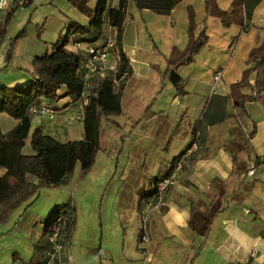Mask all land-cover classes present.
<instances>
[{
  "label": "crops",
  "instance_id": "obj_1",
  "mask_svg": "<svg viewBox=\"0 0 264 264\" xmlns=\"http://www.w3.org/2000/svg\"><path fill=\"white\" fill-rule=\"evenodd\" d=\"M24 2L6 0L0 8V26L4 24L0 85L30 79L24 68L29 69L31 57L43 51L35 28L44 39L48 26L58 35L70 19L87 21L68 0ZM229 2L217 0L225 10ZM95 3L87 0L90 8ZM39 4L55 7L60 19L52 10L35 18ZM116 5L117 0H107L108 8ZM188 5L194 12V33L204 22L207 39L191 62L176 68L180 83L175 87L163 80L165 58L171 46L181 49L186 42ZM30 6L26 34L4 61L9 38L26 20L22 16L13 23L14 13ZM242 10L243 25L223 26L217 17L205 14L203 0H179L165 13L137 10L128 2L121 49L129 71L120 84V111L110 114L109 120L99 118L98 149L84 175L78 176L75 162L64 183L40 187L0 221V264H29L40 219L52 205L65 203L73 206L74 222L60 254L62 264H264V96L253 93L243 110L227 96L228 85L247 65L248 50L264 35V0H245ZM108 32L114 30L105 13L98 39ZM85 46V42L67 44L81 53ZM216 69L221 73L213 81ZM56 95L44 101L52 108V117L30 114L29 131L38 126L61 142L82 138L83 103L65 94L63 86ZM143 113L148 115L141 117ZM16 121L0 112L2 131ZM196 132V145L187 150L173 183L140 203L143 193L136 194L138 185L146 184L144 193L149 192L154 175L172 169L171 161L190 147ZM250 161L254 167L248 174ZM144 209H148L147 239L138 244Z\"/></svg>",
  "mask_w": 264,
  "mask_h": 264
},
{
  "label": "trees",
  "instance_id": "obj_2",
  "mask_svg": "<svg viewBox=\"0 0 264 264\" xmlns=\"http://www.w3.org/2000/svg\"><path fill=\"white\" fill-rule=\"evenodd\" d=\"M129 1L137 10L148 8L165 13L179 0H117V5L113 8H108L107 0H96L93 8L87 5V0H68L69 4L87 18L86 23L82 24L70 19L63 32L54 40L43 41V51L31 57L29 69L24 68V71L30 74L27 82L13 86L0 85V112L17 119L9 129L2 131L0 128V167L3 168L0 174V221L8 216L13 207L27 199L39 187H54L64 183L71 174L75 162H79V177L89 169L99 144V118L103 116L109 120L110 114H117L120 111L121 81L113 84L108 72L93 81L87 102L82 107V138L61 142L43 133L38 126L29 133L28 107L36 103L44 104L45 100L55 99L56 89L61 86L65 88V94L78 98L82 89V80L79 76L81 52L77 49H69L67 44L78 42L89 44L99 40L105 13L108 15V23L114 30L118 71H129L127 57L121 49V34ZM244 2L245 0H230V7L225 10L218 5L217 0H203L205 14L217 17L223 26L231 23L242 24ZM28 3L30 0H25L24 4ZM10 14L9 11L4 15L5 22ZM186 19L184 46L181 49L171 46L165 58L163 80L168 79L175 87H179L180 83L176 68L191 62L207 39L204 22L194 33L196 24L190 5L186 8ZM3 28L4 24L0 26V36H2ZM25 33L26 23L22 24L8 40L4 61L10 57L17 38L24 36ZM39 33L38 28L37 37ZM245 62L247 65L241 70L240 77L228 85L227 94L233 104L242 110L244 101L251 99L253 93L264 96V35L257 45L248 50ZM250 78L252 83L249 81ZM162 84L161 82V86ZM243 88H247L248 91L244 92ZM147 115L148 113H143L141 117ZM253 132L254 130H251L249 135ZM28 135L30 152L25 153L22 147ZM169 171L170 168L154 175L152 184L158 177L166 175ZM153 193L154 188L151 185L149 192L139 195V202L141 203ZM60 215L63 217V224L58 230L59 237L63 243L67 242L73 228V206L71 203L54 204L40 219L41 229L39 235L32 241L33 248L29 264H38L43 260L45 250L50 244L49 225Z\"/></svg>",
  "mask_w": 264,
  "mask_h": 264
},
{
  "label": "built area",
  "instance_id": "obj_3",
  "mask_svg": "<svg viewBox=\"0 0 264 264\" xmlns=\"http://www.w3.org/2000/svg\"><path fill=\"white\" fill-rule=\"evenodd\" d=\"M6 0H0V8L5 4ZM79 76L82 80V89L78 95V98L84 104L87 102L88 93L93 81L99 76H103L106 72L110 73L111 80L113 84L120 82L126 75V70L118 71V59L115 52V39L114 32H108L104 37L99 40L86 44L80 57L79 64ZM220 69H216L213 72L212 80L218 79L220 76ZM28 112L30 114H45L48 117H52L53 110L49 106L43 103H36L28 107ZM198 133L194 135V140L191 141L190 147L185 151L177 155L173 162L172 169L166 175L158 177L152 187L154 188V194L159 196V194L174 181V173L176 170L181 168L186 160V153L189 148H193L197 142ZM254 162L250 161L248 163L247 173L251 174L253 172ZM148 209H144L141 214V223L138 233V244L146 242V219H147ZM63 224V217L58 216L49 225L50 244L45 250V255L43 260L38 264H62L60 260V254L64 243L60 240L58 230ZM252 255L253 252L251 251ZM226 264H239L237 262H230Z\"/></svg>",
  "mask_w": 264,
  "mask_h": 264
},
{
  "label": "rangeland",
  "instance_id": "obj_4",
  "mask_svg": "<svg viewBox=\"0 0 264 264\" xmlns=\"http://www.w3.org/2000/svg\"><path fill=\"white\" fill-rule=\"evenodd\" d=\"M28 4H30V3H28ZM28 4H26V5H28ZM59 6H60V8H62V10H64V12H66L67 10H65V6H64V4H62L61 2H58L57 3ZM37 7H38V9H37V11H36V13H35V18H38L39 16H42V15H44V14H46V12H47V10H52V11H54V17L55 18H59L60 17V15H59V12H58V10L55 8V7H50L49 6V4H39V5H37ZM29 9H27V10H25V9H22V8H18L16 11H15V13H14V17H13V23H16L19 19H21L22 18V16H23V18H25L26 16H27V14H28V12L27 11H29L30 10V8H31V6L30 7H28ZM26 18H28V17H26ZM25 18V19H26ZM60 19V18H59ZM24 23H26V30H27V23H28V19H26L25 21H24V19L21 21V23L16 27V29H15V31L18 29V28H20V26H22V24H24ZM14 25V24H13ZM55 25H56V23H55ZM64 26V25H63ZM36 30H35V35L37 36V30H38V28H35ZM57 30V29H56ZM62 30H64V28L62 27V29L60 28L59 29V31L58 32H63ZM15 31H14V33H15ZM14 33L11 35V37L14 35ZM26 34V33H25ZM32 35H34V34H32ZM25 36V35H24ZM57 36V33H56V31H55V29L54 28H52V26H48V30H46V31H44L43 32V38L45 39V41L46 42H50V41H52V40H54L55 39V37ZM10 37V38H11ZM23 37V36H22ZM9 38V39H10ZM20 38V37H19ZM37 38H39V40L38 41H40V42H37L35 39H34V36H33V40L34 41H36L37 43H43V41H44V39H41L40 38V33H39V37H37ZM18 39V38H17ZM17 41V40H16ZM15 41V42H16ZM15 44V43H14ZM14 46V45H13ZM29 133H30V131H29ZM22 150H23V152H30V147H29V144H28V140H25V144L23 145V147H22ZM59 185H61V184H59ZM58 185V186H59ZM42 187H51V186H42ZM54 187H57V186H54ZM146 184H142V183H140L139 185H138V189H137V191H136V194H140V193H144V192H146ZM40 188V187H39ZM38 188V189H39Z\"/></svg>",
  "mask_w": 264,
  "mask_h": 264
}]
</instances>
